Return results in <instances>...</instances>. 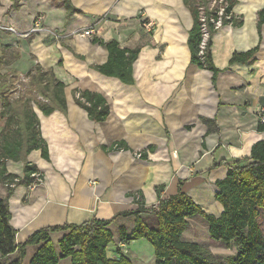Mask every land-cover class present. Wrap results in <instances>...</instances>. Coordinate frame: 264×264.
Returning a JSON list of instances; mask_svg holds the SVG:
<instances>
[{"label": "crops", "instance_id": "crops-1", "mask_svg": "<svg viewBox=\"0 0 264 264\" xmlns=\"http://www.w3.org/2000/svg\"><path fill=\"white\" fill-rule=\"evenodd\" d=\"M63 2L21 0L15 7L11 0H0V44L20 52L10 67L21 73L33 64L51 69L65 84L66 99L64 112L54 109L45 115L33 108L48 159L40 149L31 150L26 159L36 165L42 182L17 184L8 196L15 242L42 227L133 211L138 207L133 193L148 209L180 188L218 216L223 207L215 198V182L226 176L229 164L248 158L252 145L264 140V130L258 129L264 123V22L257 27L264 0H237L232 11L241 25L223 24L214 32L212 60L221 69L215 82L210 70L190 62L187 37L193 18L183 0H70L78 9L73 13ZM37 15L42 16L41 29L23 36ZM86 29L93 30L91 36L81 35ZM95 37L115 39L123 48L139 46L132 84L91 67L107 59V50L92 42ZM255 46L251 62H229L234 52ZM75 89L100 93L109 106L106 119L91 120L75 103ZM23 164L9 159L5 166L22 175ZM6 192L0 182V197ZM138 217L157 226L155 214L147 210ZM136 218L117 217L110 227L114 243L118 227L130 233ZM194 218L199 223L201 217L188 219L183 240ZM61 234H50L56 247ZM113 244L106 250L115 256ZM36 248L26 246L23 264ZM57 264L71 261L65 257Z\"/></svg>", "mask_w": 264, "mask_h": 264}, {"label": "trees", "instance_id": "trees-1", "mask_svg": "<svg viewBox=\"0 0 264 264\" xmlns=\"http://www.w3.org/2000/svg\"><path fill=\"white\" fill-rule=\"evenodd\" d=\"M18 7L21 0H11ZM225 14L223 24L240 26L241 17L233 14V6L237 0H225ZM189 9L193 24L188 31L187 45L190 51V62L199 68L212 72V80L216 81L221 71L212 60V36L216 31L214 23L207 20L209 38L203 53H199L201 41L200 6L207 19L215 16L213 9H208L207 0H183ZM64 7L69 13L78 9L73 7L70 0H64ZM264 22V9L258 12L257 27L260 30ZM92 42L102 45L107 50V59L91 65L99 73L112 76L126 84L133 83L132 63L137 57L139 46L123 48L115 40L104 41L92 38ZM8 46L0 45V62ZM14 49V48H12ZM255 46L244 52H234L229 60L234 62H251L257 51ZM10 59H4L5 64L15 61L20 52L11 51ZM77 57L83 58L82 55ZM12 71L14 69L12 68ZM36 71L33 75L37 86L43 87L44 102L36 100L34 103L43 114H49L54 109L66 111L65 84L55 78L51 69H44L35 64L26 71ZM15 72V71H14ZM4 76V74L2 75ZM76 104L82 107L93 121H103L109 114V106L105 98L97 92L88 89L73 91ZM30 97H18L10 100L0 95V182L7 188L6 195L0 197V264H23L27 245H37L28 264H57L59 259L69 257L71 264H132L123 255L120 246L132 240L144 238L154 248V264H264V234L258 217L264 213V140L255 142L246 159L236 160L228 165L226 176L215 182V198L222 204V211L218 216L205 212L193 199L178 189L165 198L159 199L156 207L142 208L138 193H133V201L138 204L133 211H121L109 219L91 218L79 224L64 223L58 226L42 227L34 231L24 242H15V229L10 224L8 196L15 185L30 184L33 172H39L36 165L26 159V155L34 149H40L41 156L48 159L47 144L40 133L39 118L34 111ZM259 130H264V123H259ZM118 144V143H116ZM23 160L22 175L8 172L7 160ZM41 174V173H40ZM135 195L138 198L135 199ZM147 210L155 214L157 226L150 227L138 217L139 212ZM133 214L137 218L130 233L124 227H118L119 246L115 256H108L107 246L113 242L111 226L116 223L118 216ZM200 216L207 224L210 238L222 243L224 247H235L231 255H218L209 248L197 242L183 240L182 233L189 226L188 219ZM61 231L57 247L50 238V234ZM16 252L17 256L10 255Z\"/></svg>", "mask_w": 264, "mask_h": 264}, {"label": "rangeland", "instance_id": "rangeland-1", "mask_svg": "<svg viewBox=\"0 0 264 264\" xmlns=\"http://www.w3.org/2000/svg\"><path fill=\"white\" fill-rule=\"evenodd\" d=\"M1 45V44H0ZM9 52L17 51V48L9 47L7 49ZM7 52L4 57H1L0 62V95H4L8 97L10 100L17 99L18 97H30V103L32 107L37 108L34 103L36 100L44 102L45 95L40 92L43 91V87L40 85L37 86V82L34 81L33 75H35L36 71H30V73H21L17 69L10 67V64H5L4 59H10V53ZM33 57L31 56L30 59ZM35 64L31 67L33 68ZM12 68L14 71H12ZM4 74V76H2ZM0 104V109H1ZM1 124V122H0ZM199 223H196L195 218L191 219L192 226L187 230L185 235V240H195L200 245H203L210 249V251L214 254L218 255H231L235 253V247L226 248L222 243H218L217 241L210 238L209 234L206 231V223L201 219L197 218ZM258 221L261 227V230L264 234V213L263 211L258 217ZM194 230V231H193ZM112 244L114 242H111ZM115 247H118L119 244L114 243ZM123 249L120 248L123 255L127 256L131 259L133 264H154V248L152 244L146 239H137L132 240L128 244L123 245ZM113 248L116 251V248ZM121 247V246H120ZM109 256L112 257V252H107ZM116 253V252H115ZM117 255V254H116Z\"/></svg>", "mask_w": 264, "mask_h": 264}, {"label": "built area", "instance_id": "built-area-1", "mask_svg": "<svg viewBox=\"0 0 264 264\" xmlns=\"http://www.w3.org/2000/svg\"><path fill=\"white\" fill-rule=\"evenodd\" d=\"M207 7L208 9H213L215 16L210 17L209 19L206 18V16L203 14V6H200V20H201V41L199 44V53L202 54L203 50L205 49L207 40L209 38V31L207 29V20H209L210 22L214 23L215 27H219L222 24V18L225 17H229V15L225 14V6H226V1L225 0H207ZM42 16L41 15H37L34 17L33 20V25L31 26V28L27 31L22 33L23 36H28L30 35L32 32H35L37 30H40L42 25ZM148 25V24H147ZM11 30L14 31V29L9 28ZM93 30L92 29H86L83 31V33L81 35H85V36H91ZM262 122H264V118L261 120ZM136 156L140 157L141 153L138 152L136 153ZM33 178L32 181V186L34 187L36 184H39L42 182V175L39 172H33L30 175ZM134 197V196H133ZM132 197V199H133ZM138 198V195H135V199ZM157 203L152 206V207H156Z\"/></svg>", "mask_w": 264, "mask_h": 264}]
</instances>
